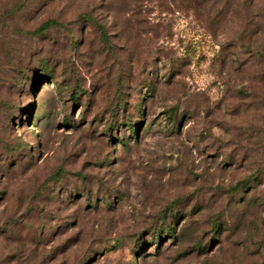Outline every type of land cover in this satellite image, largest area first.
Here are the masks:
<instances>
[{
  "label": "rangeland",
  "instance_id": "obj_1",
  "mask_svg": "<svg viewBox=\"0 0 264 264\" xmlns=\"http://www.w3.org/2000/svg\"><path fill=\"white\" fill-rule=\"evenodd\" d=\"M0 264H264V0H0Z\"/></svg>",
  "mask_w": 264,
  "mask_h": 264
},
{
  "label": "trees",
  "instance_id": "obj_2",
  "mask_svg": "<svg viewBox=\"0 0 264 264\" xmlns=\"http://www.w3.org/2000/svg\"><path fill=\"white\" fill-rule=\"evenodd\" d=\"M210 1H214L215 2V1H218V0H210ZM231 1L232 0H224V2L226 3V5L230 4ZM235 1H239L241 3H246V4L248 3L249 4L250 2L254 3V2L258 1V0H235ZM244 9H246L247 11H244ZM238 15L241 16V19H242L241 23L244 22L246 19L249 20L250 19L249 8H247V7L246 8H244V7L243 8H240L239 11H238ZM260 84L263 85V83H261V82H260ZM254 90H256V87H255ZM247 183L248 182L246 181L243 184H247ZM238 186H240V184ZM234 188H235V186L232 187V189H234ZM216 226H218V223H217L216 220H214L213 225H212V228L215 229ZM171 234H173V233H171Z\"/></svg>",
  "mask_w": 264,
  "mask_h": 264
}]
</instances>
